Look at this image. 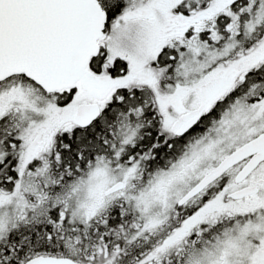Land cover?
Here are the masks:
<instances>
[{
    "label": "snow or ice",
    "instance_id": "6c2138e0",
    "mask_svg": "<svg viewBox=\"0 0 264 264\" xmlns=\"http://www.w3.org/2000/svg\"><path fill=\"white\" fill-rule=\"evenodd\" d=\"M0 264H264V0H0Z\"/></svg>",
    "mask_w": 264,
    "mask_h": 264
}]
</instances>
